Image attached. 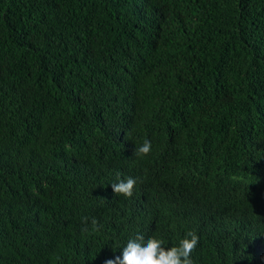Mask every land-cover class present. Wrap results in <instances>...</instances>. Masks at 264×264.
Instances as JSON below:
<instances>
[{
    "label": "trees",
    "instance_id": "obj_1",
    "mask_svg": "<svg viewBox=\"0 0 264 264\" xmlns=\"http://www.w3.org/2000/svg\"><path fill=\"white\" fill-rule=\"evenodd\" d=\"M190 231L264 264V0H0V264Z\"/></svg>",
    "mask_w": 264,
    "mask_h": 264
},
{
    "label": "clouds",
    "instance_id": "obj_2",
    "mask_svg": "<svg viewBox=\"0 0 264 264\" xmlns=\"http://www.w3.org/2000/svg\"><path fill=\"white\" fill-rule=\"evenodd\" d=\"M152 149L150 140H145L134 151L136 155L147 156ZM137 184V179L129 176L127 179H118L111 187L116 195L131 197ZM88 217L83 222H88ZM93 226L97 225L95 217L91 218ZM199 238L194 232L186 233L178 246L166 247L161 239L149 237L145 240L143 234H137L123 247L122 256L108 259L105 264H193L191 253L196 248Z\"/></svg>",
    "mask_w": 264,
    "mask_h": 264
}]
</instances>
